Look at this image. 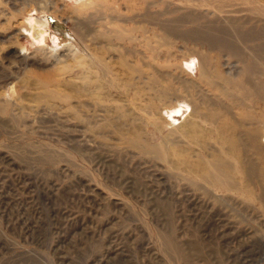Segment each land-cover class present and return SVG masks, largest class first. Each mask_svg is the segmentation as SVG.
<instances>
[{
	"label": "rangeland",
	"instance_id": "obj_1",
	"mask_svg": "<svg viewBox=\"0 0 264 264\" xmlns=\"http://www.w3.org/2000/svg\"><path fill=\"white\" fill-rule=\"evenodd\" d=\"M0 264H264V0H0Z\"/></svg>",
	"mask_w": 264,
	"mask_h": 264
},
{
	"label": "bare ground",
	"instance_id": "obj_2",
	"mask_svg": "<svg viewBox=\"0 0 264 264\" xmlns=\"http://www.w3.org/2000/svg\"><path fill=\"white\" fill-rule=\"evenodd\" d=\"M29 26H30V29L32 30L33 29V22L31 21V22H29ZM39 31H41V32H37L36 33V37H39V38H43V33H44V31L43 30H40L39 29ZM35 40H37L38 42H40V40H42V39H37V38H35V36L33 37ZM219 167V166H218Z\"/></svg>",
	"mask_w": 264,
	"mask_h": 264
}]
</instances>
